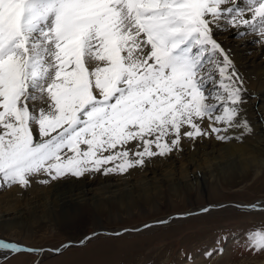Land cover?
<instances>
[{"label":"snow or ice","instance_id":"obj_1","mask_svg":"<svg viewBox=\"0 0 264 264\" xmlns=\"http://www.w3.org/2000/svg\"><path fill=\"white\" fill-rule=\"evenodd\" d=\"M225 29L264 42V0H0V187L124 174L251 131ZM246 247L264 251V229Z\"/></svg>","mask_w":264,"mask_h":264},{"label":"bare ground","instance_id":"obj_2","mask_svg":"<svg viewBox=\"0 0 264 264\" xmlns=\"http://www.w3.org/2000/svg\"><path fill=\"white\" fill-rule=\"evenodd\" d=\"M216 38L229 51L236 71L245 80L250 95L246 97L242 111L251 131L242 136L236 132L233 139L225 142L214 138L195 143L184 140L181 150L168 157H159L156 163L131 170L128 176L132 175V180L114 178L112 175L103 178L107 183L92 185L86 179L94 178L93 175L67 178L49 183L27 199L18 196L21 189L14 187L3 192L4 196L0 198V201L4 198L0 204V230L18 234L23 228H35L40 221L56 226L60 221H70V215L75 217L82 211L93 219L102 215L133 214L141 208H154L161 201L181 198L211 187L222 190L240 187L263 174L264 42L252 35L242 39L227 29ZM36 179L39 178L33 181ZM218 204L211 203V207H219ZM253 204L257 207H253ZM226 206L232 207L229 204ZM234 207L247 211L264 210L259 208L264 207V199L252 203L241 202ZM200 208L191 207L176 213ZM173 219L177 220L170 218ZM153 225H160L159 221H152L149 226ZM34 249L39 257L46 253V250ZM0 252L11 254L8 250Z\"/></svg>","mask_w":264,"mask_h":264},{"label":"rangeland","instance_id":"obj_3","mask_svg":"<svg viewBox=\"0 0 264 264\" xmlns=\"http://www.w3.org/2000/svg\"><path fill=\"white\" fill-rule=\"evenodd\" d=\"M255 83L258 84L257 81ZM158 158L155 157L146 164L156 163ZM131 170L128 173L112 175L114 178L132 180V175L128 176ZM91 175L94 178L86 179L90 184L107 183V180L103 179L106 175ZM32 183L28 188L21 189L18 196L27 199L48 185L39 183V179ZM14 187L17 186L0 187V198L4 196L3 192ZM259 199H264V173L240 187L233 186L226 190L211 187L202 192L188 193L181 198L161 201L160 205L154 208H141L133 214L102 215L93 219L82 211L75 217L70 215V221H60L56 226L40 221L35 228H23L18 234L0 230V237L10 242L46 250L43 246L56 247L66 240L77 242L84 234L99 228H132L147 221L164 219L171 213L187 211L191 207L200 208L211 203L227 201L252 203ZM3 200L4 198L0 204ZM216 207L206 212L178 217L177 220L160 224L161 226L153 225L118 235L97 234L80 244H69L55 254L46 250L41 257L36 252H0V261L3 264H31L35 259H38L36 264H264V251L246 247L247 235L253 230L264 229V210ZM219 248L223 251L218 254H206Z\"/></svg>","mask_w":264,"mask_h":264},{"label":"water","instance_id":"obj_4","mask_svg":"<svg viewBox=\"0 0 264 264\" xmlns=\"http://www.w3.org/2000/svg\"><path fill=\"white\" fill-rule=\"evenodd\" d=\"M226 204H229V205H232V206H239L240 203H235L234 201H227V202H223V203H220L218 204L219 207H222V206H226ZM255 205V204H253ZM212 205L211 204H208L206 206H204L203 208H200L199 210H195V211H191V212H184V213H171L169 216H166L164 219H161V220H157V221H164V223H167L168 221H171L170 218H177V217H182V216H189L191 214H197V213H200V212H206L204 211L205 209H207V211H209L211 208H214V207H211ZM211 207V208H210ZM259 208H263L264 207H259ZM150 221H147V222H144L142 224H140L139 226H136V227H121V228H118L117 230H110L108 228H99V229H95L94 231L92 232H89L87 234H84L77 242H73V240H66L64 242H62L60 245L56 246V247H49V246H43L46 248V250H49L50 253L52 254H55V253H58L60 252L63 248H65L66 246H68L69 244H80L82 242H84L86 239L92 237V236H95L97 234H110V235H115V234H119V233H122V232H125V231H138L142 228L145 227V225H150ZM161 224V223H159ZM163 224V223H162ZM0 239L4 240L3 237H0ZM6 241V240H4ZM7 242V241H6ZM11 243H15V244H18L20 245L22 248L24 249H34L33 247H29L27 245H24V244H19V243H16V242H11ZM42 248V247H40ZM43 249V248H42ZM38 261V259H35L31 264H36Z\"/></svg>","mask_w":264,"mask_h":264}]
</instances>
